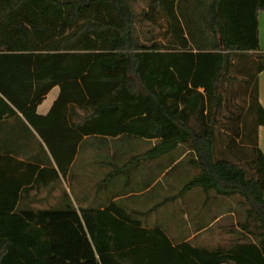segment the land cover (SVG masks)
<instances>
[{
    "label": "trees",
    "instance_id": "1",
    "mask_svg": "<svg viewBox=\"0 0 264 264\" xmlns=\"http://www.w3.org/2000/svg\"><path fill=\"white\" fill-rule=\"evenodd\" d=\"M260 10L264 0H0V121L22 115L62 172L85 137L157 139L150 158L184 147L196 172L169 200L200 187L243 208L237 236L208 248L174 244L117 202L36 209L21 182L0 185V264H264ZM230 96L243 105L226 116Z\"/></svg>",
    "mask_w": 264,
    "mask_h": 264
},
{
    "label": "crops",
    "instance_id": "2",
    "mask_svg": "<svg viewBox=\"0 0 264 264\" xmlns=\"http://www.w3.org/2000/svg\"><path fill=\"white\" fill-rule=\"evenodd\" d=\"M258 24L260 49L264 51V10H260L258 13ZM258 85L259 102L264 107V70L258 76ZM59 92L60 88L58 86L51 89L37 107V112L40 115L48 114ZM31 129L32 131L26 128L25 118L22 115L5 117L0 121V155H10L12 157L10 161L0 164V185H14V183L17 185L21 182L20 201L36 209L61 206L68 201H71L78 210L87 207L103 209L112 202L129 200L132 195L139 196L143 192L151 191L162 181V177L168 175L174 165L186 158L187 153L183 149L174 157L171 163L167 158L168 153L150 158L147 154L157 144V139L147 140L150 146H147L146 150L135 154L127 153V148H114L110 154L113 156L119 155L120 158H117V156L113 158L119 159V162L113 164L111 169L108 167L109 172L106 174L104 173L106 164H108L106 158L96 157L90 166L87 163L89 160H86L85 157L82 161L83 164L81 163L78 167L77 162L79 155L82 153L83 145L89 138L95 136L85 137L78 148L75 160L66 172H62L39 133L32 127ZM258 146L264 155V125L258 128ZM85 151V153L90 151L93 153L95 149L91 147ZM124 154L126 156H120ZM31 165H35L36 168L32 180L26 182V179L31 177L33 170L30 167ZM95 169L97 170L95 176L97 179L100 178L102 181L107 177L111 178L121 192L117 191L112 196L104 197V193L99 190L95 194H88L87 191H83L82 187L87 185L85 180L88 176L94 177ZM170 184L174 185L172 179L171 181L167 180L160 189H157L148 197L129 200L121 206L131 213L134 218L140 219L143 226L149 228L160 227L174 244L183 241L194 243V240L205 232L213 221H217L224 216L231 217V219L236 218V214L242 216L243 211L236 210L237 196H223L224 209L218 213L215 204L214 219L209 224H204V228L200 229L203 226H197L198 217H195V212L200 210L199 207L194 209L196 211L193 212V222L185 225L183 219H186L187 212L190 213L193 210L194 195L186 193L177 199L169 200V197L176 193L169 192ZM130 185L145 188L133 192L128 189ZM26 187L28 188L26 189ZM214 196V203L222 198V196Z\"/></svg>",
    "mask_w": 264,
    "mask_h": 264
},
{
    "label": "rangeland",
    "instance_id": "3",
    "mask_svg": "<svg viewBox=\"0 0 264 264\" xmlns=\"http://www.w3.org/2000/svg\"><path fill=\"white\" fill-rule=\"evenodd\" d=\"M157 34H159L161 40H165L162 36V33L164 31L163 25L158 27L156 29ZM238 84V83H237ZM236 84V85H237ZM230 103L227 107V110L224 112L226 116L230 115V111L236 110L238 106L243 105L242 98L241 96H235L233 98L228 97ZM150 146L149 142L147 139L144 138H139V137H133L129 135H124L119 138H106L102 136L98 137H92L87 140V142L83 145L82 147V153L79 155V159L77 162V165H79L84 161V158L86 157V160H89L87 163L88 165L91 166V162L96 159V157L100 158H106V169L104 170V173H108L109 169L113 168V164L118 163L119 159H113L115 156L117 158H120L119 155H111L110 152L113 151L115 148H122L125 149L127 148V153H137L142 150H146V147ZM95 149V152L91 153V151L88 153H85L86 149L90 148ZM184 147H180L179 149L172 151L168 153V160L171 163V161L174 159V157L177 156V154L182 151ZM89 151V150H88ZM120 156H126L120 155ZM111 160V161H110ZM110 161V162H109ZM76 167V168H78ZM83 172V171H82ZM196 170L193 166L189 164V157L184 158L183 160L179 161L174 167H172L168 173V175H165L162 177V181L159 182L151 191L148 192H143L139 196L132 195L129 200H136L140 198H146L149 195L153 194L154 192L157 191V189H160V187L165 184V182L168 181H173L174 185H169V192H176L178 191L188 180H190L193 175L195 174ZM97 174V170L95 169L94 171V177L88 176L86 181L85 186L82 187L83 191H87L88 194L94 193L96 191H101L104 193V197H109L112 196V194L117 193V191H120V188L116 187L115 184L113 183V180L109 177H107L105 180H102L99 178L97 179L95 176ZM174 179V180H173ZM145 187H140V186H134L130 185L129 186V191H139L144 189ZM189 194L194 195L193 199V210L186 214V219H183L185 222V225L191 224L193 222L192 216L193 212L196 211L194 209L200 208L199 211H196V216L198 217L197 221V226H203L204 224L211 222L214 219V213H215V204L217 207V211L219 213L220 210L224 209V198L222 197L221 200H218L216 203H214L213 196L215 195L214 192H210L209 194L204 192L202 188L200 187H195L191 191L188 192ZM215 197V196H214ZM129 200H122L118 201L117 203L119 205H122L124 202H127ZM186 201V200H185ZM187 204V203H186ZM235 205V204H234ZM197 206V207H196ZM214 206V207H213ZM236 210L240 211L242 210V205L239 203H236ZM214 212V213H213ZM240 220V216L236 214V218L231 217H222L217 221H213L211 225L208 226L207 230L203 232L202 234L199 235L198 238L194 240V243L191 242L194 245L197 246H205L208 248L211 247H216L218 245H227L232 239L237 236V232H233L232 229H234L237 226V223ZM196 224V223H195Z\"/></svg>",
    "mask_w": 264,
    "mask_h": 264
}]
</instances>
